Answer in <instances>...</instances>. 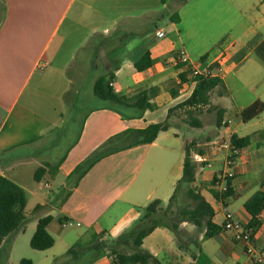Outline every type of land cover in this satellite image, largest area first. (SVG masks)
<instances>
[{
	"label": "crops",
	"instance_id": "0c3cea01",
	"mask_svg": "<svg viewBox=\"0 0 264 264\" xmlns=\"http://www.w3.org/2000/svg\"><path fill=\"white\" fill-rule=\"evenodd\" d=\"M173 14L177 21L170 19ZM257 36V44L264 41V0H0V177L27 197L25 225L2 243L7 262L14 252L18 256L20 243L29 245L38 220L47 216L54 245L32 249V264H53L69 250L97 243L100 234L105 243L115 240L148 202L169 201L187 151L202 164L192 188L212 208L213 223L222 227L228 211L247 227L251 216L244 203L264 193V111L248 122L241 112L255 102L264 105V66L253 49L239 53ZM181 51L187 64L177 59ZM146 54L151 65L139 71L136 64ZM219 60L225 71L221 84L211 91L209 105L201 107L210 122L192 117L200 127H189L214 128L206 136L184 138L170 123L182 110L175 107L195 87L193 70L202 73ZM109 73L114 94L132 98L151 92L154 108L138 114L118 107L123 118L93 91ZM224 95L231 107L214 101ZM169 112V129L152 143L109 155L80 179L74 174L110 138L162 123ZM246 136L251 141L238 150L230 168L231 194L220 196L214 182L227 172L230 153L213 143ZM37 206L42 209L35 211ZM259 220L254 243L264 249V210ZM179 231L183 249L167 228L151 232L141 248L160 264H254L229 231L205 238L204 229L187 222ZM91 264L111 262L103 256Z\"/></svg>",
	"mask_w": 264,
	"mask_h": 264
},
{
	"label": "trees",
	"instance_id": "16d2710c",
	"mask_svg": "<svg viewBox=\"0 0 264 264\" xmlns=\"http://www.w3.org/2000/svg\"><path fill=\"white\" fill-rule=\"evenodd\" d=\"M166 1V0H163ZM186 2L187 0H179ZM170 19L177 21V16L173 14ZM258 36L254 37L246 46L245 51L239 53L243 56L246 50L253 49L254 57L264 66V41L257 44ZM151 60L146 54L136 64L139 71L149 67ZM113 73H109L107 77L99 78L94 84V94L101 100L114 105L115 111L123 118L124 114L118 107H127L129 109L142 114L146 110H152L154 105L150 102L153 98V93L142 91L132 98H125L114 94L109 87L110 81L113 80ZM195 87L191 95L182 103L175 107V110L182 108H197L209 105V95L212 90L220 86L221 81L216 78L204 79L202 77L195 78ZM264 111V105L260 102H255L246 107L241 112L243 122H248ZM172 112V111H171ZM222 118V111H216V126L219 127ZM167 120L162 123L152 124L144 129H129L118 134L97 148L87 159H85L74 171L78 179L83 177L93 165L101 159L134 147L137 145H145L152 143L159 132L166 131L170 127ZM191 127H200L199 121L192 119L189 121ZM251 141L250 136L243 138L232 137L230 145L234 149H242ZM202 164L195 162L189 158L187 151L183 173L177 184L173 196L167 203L161 200H152L140 209L139 218L134 224L118 238L109 243L103 242L104 234L99 235V241L91 244L86 249L80 252L67 251L62 257L56 258L53 264H91L100 257L107 256L111 264H160V262L142 250L141 245L145 237L157 228H167L175 235V240L179 249H183L181 233L179 225L183 222L193 224L194 226L205 230V238H212L217 233L222 231V227L215 225L212 221L214 212L210 205L197 193L192 184L199 168ZM43 170L39 169L35 173V180H39ZM181 186L185 187V194L189 200L186 206H176L173 204L176 194ZM231 194L230 181L228 182V190L224 197ZM216 197V194H215ZM27 202V197L24 190L10 181L7 178L0 177V253L7 246H2L3 241L9 235L19 231L26 223L24 216V208ZM246 212L251 216V220L246 228L252 229L253 232L260 227L259 215L264 210V193L257 192L249 200L244 203ZM42 209V206H37L35 211ZM51 217H43L38 220L34 234L32 235L29 246L35 251H45L53 247L54 239L47 232V225L50 223ZM7 251V250H6ZM7 258V252L5 253ZM197 259L196 257H194ZM6 260V259H5ZM19 264H32L31 260L21 259Z\"/></svg>",
	"mask_w": 264,
	"mask_h": 264
},
{
	"label": "built area",
	"instance_id": "2783aa9c",
	"mask_svg": "<svg viewBox=\"0 0 264 264\" xmlns=\"http://www.w3.org/2000/svg\"><path fill=\"white\" fill-rule=\"evenodd\" d=\"M164 33L162 31H157L156 36L158 38L163 37ZM178 61L184 64L188 63V58L186 54L181 51L178 53ZM224 66L219 60L215 68L206 69L204 72L200 73L197 70H193L192 75L194 78L202 77L204 79H221L224 75ZM111 86V84H109ZM216 147L227 150L230 155L226 160L227 172L220 178H217L214 182L215 187H218V193L220 196L225 194L228 190V182L231 180L233 174L230 168L233 166L234 158L238 153V149H234L230 145V141L225 139H219L213 143ZM200 161L199 159H197ZM64 225L71 226V223H66ZM223 231H229L232 235L233 240L240 244L243 248L244 253L252 260L254 264H264V249L258 247L254 243V232L252 229H248L243 226L240 222L234 220L233 214L226 211L225 212V222L222 226Z\"/></svg>",
	"mask_w": 264,
	"mask_h": 264
},
{
	"label": "rangeland",
	"instance_id": "374dc122",
	"mask_svg": "<svg viewBox=\"0 0 264 264\" xmlns=\"http://www.w3.org/2000/svg\"><path fill=\"white\" fill-rule=\"evenodd\" d=\"M166 21V19H165ZM165 23V22H164ZM216 102L217 105H220L222 103H224L225 105L231 107L232 106V102L231 99L228 95H224L221 98H217L214 100ZM101 103H103L101 101ZM241 103H245V102H241ZM194 110L192 111H187L183 108L182 110H180L179 112L177 111L176 114H173L171 119H170V123L174 126H177L181 132V135L184 138H192V137H200L201 135L206 136L208 135V133L212 130V128H214V126H212L211 128L205 127L203 129H195V128H189V121L192 120V117H198L200 119H202V121H204L205 123H209V116L210 114L205 111L204 109H202L201 107H197V108H193ZM55 189H57V187L55 186ZM189 204V200L186 197L185 194V187L181 186V188L178 190V193L176 194V198L173 204V208L175 209L176 206H186ZM2 254L0 253V264H19V259H28L30 260L32 257L29 256L31 255V253L33 251H31L32 249H30L29 245H26L25 247H23L20 243L19 245V250H18V256L15 255V252L13 253V255L9 258L8 262L7 260H5V253L7 252L6 248L2 249ZM31 257V258H30ZM38 264V263H37Z\"/></svg>",
	"mask_w": 264,
	"mask_h": 264
}]
</instances>
